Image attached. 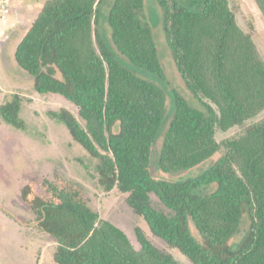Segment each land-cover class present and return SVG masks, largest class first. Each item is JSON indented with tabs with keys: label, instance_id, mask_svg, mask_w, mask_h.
Returning <instances> with one entry per match:
<instances>
[{
	"label": "trees",
	"instance_id": "1",
	"mask_svg": "<svg viewBox=\"0 0 264 264\" xmlns=\"http://www.w3.org/2000/svg\"><path fill=\"white\" fill-rule=\"evenodd\" d=\"M155 1L170 56L204 106L175 91L167 126L166 90L127 65L165 78L147 0H112L106 13L103 0L31 4L37 15L17 44L16 61L36 91L77 107V114L65 107L50 114L98 160L102 189L124 194L155 236L194 264H264V118L247 125L264 112V56L230 0ZM254 1L264 18V0ZM21 110L17 94L0 105L3 119L25 129ZM235 126L244 127L240 135L218 141L219 131ZM161 135L157 162L164 174L213 164L180 181L155 177L152 156ZM152 195L169 212L155 207ZM19 197L37 228L57 242L58 264H183L141 228L137 248L71 180L33 178ZM245 217L248 233L234 245Z\"/></svg>",
	"mask_w": 264,
	"mask_h": 264
},
{
	"label": "rangeland",
	"instance_id": "2",
	"mask_svg": "<svg viewBox=\"0 0 264 264\" xmlns=\"http://www.w3.org/2000/svg\"><path fill=\"white\" fill-rule=\"evenodd\" d=\"M0 0V105L12 100L14 95L22 99L21 117L25 129H19L0 115V264H58L54 259L57 242L40 231L34 221L33 211L19 197L21 186L37 177H62L82 186L89 197L90 205L106 218L121 227L133 244L140 248L136 229L141 228L148 239L159 249L171 253L183 264H194L179 249L170 247L163 239L155 236L146 220L136 214L128 205L124 194L117 190L104 191L98 181V160L71 136L66 124L53 117L65 107L77 114V107L63 96L52 93H39L34 87L30 73L16 61L15 50L25 29L36 17L37 11L30 5L46 0H7L11 10L5 13ZM112 0H103L106 13ZM239 25L253 34L264 56V18L254 0H230ZM147 12L154 27L156 40L161 51L165 78L130 63L122 56L123 62L141 77L160 84L167 92L168 113L165 126L169 124L175 109V91L182 93L196 107L203 104L194 98L183 81L177 66L170 56L168 43L160 23L159 10L155 0H147ZM105 24V22H104ZM253 26V30H251ZM113 47L112 44H110ZM119 58H121L118 55ZM126 61V62H125ZM264 118V112L247 122H257ZM244 127L235 126L226 132L219 131L217 139L240 135ZM162 144L158 138L152 156V171L157 178L173 181L184 180L204 173L215 159L181 174H164L158 167L157 155ZM223 154L221 150L217 156ZM204 192L212 190L206 187ZM152 203L158 209L169 210L152 195ZM247 218L244 225L232 240L237 245L248 233ZM191 227H193L191 223ZM193 230V229H192Z\"/></svg>",
	"mask_w": 264,
	"mask_h": 264
},
{
	"label": "crops",
	"instance_id": "3",
	"mask_svg": "<svg viewBox=\"0 0 264 264\" xmlns=\"http://www.w3.org/2000/svg\"><path fill=\"white\" fill-rule=\"evenodd\" d=\"M2 9H3V11L5 12V8H8V10H9V12L8 13H10L11 12V10H10V8H9V6H8V4H7V0H4L3 2H2ZM6 13V12H5ZM2 33H0V35H1Z\"/></svg>",
	"mask_w": 264,
	"mask_h": 264
},
{
	"label": "built area",
	"instance_id": "4",
	"mask_svg": "<svg viewBox=\"0 0 264 264\" xmlns=\"http://www.w3.org/2000/svg\"><path fill=\"white\" fill-rule=\"evenodd\" d=\"M5 12H6V13H8V12H9L8 8H5Z\"/></svg>",
	"mask_w": 264,
	"mask_h": 264
}]
</instances>
